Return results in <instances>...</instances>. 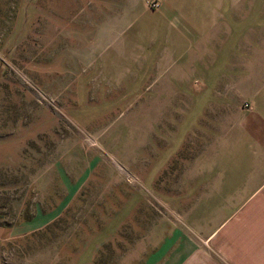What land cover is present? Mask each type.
<instances>
[{
  "label": "rangeland",
  "instance_id": "obj_1",
  "mask_svg": "<svg viewBox=\"0 0 264 264\" xmlns=\"http://www.w3.org/2000/svg\"><path fill=\"white\" fill-rule=\"evenodd\" d=\"M203 1L0 0V264H172L199 128L139 61ZM216 225L172 236L184 253Z\"/></svg>",
  "mask_w": 264,
  "mask_h": 264
},
{
  "label": "crops",
  "instance_id": "obj_2",
  "mask_svg": "<svg viewBox=\"0 0 264 264\" xmlns=\"http://www.w3.org/2000/svg\"><path fill=\"white\" fill-rule=\"evenodd\" d=\"M259 3L204 0L191 14L175 7L167 34L154 33L152 58L139 61L140 79L157 78L158 88L185 95V111L195 113L199 128L200 150L170 182V190L184 192L170 201L172 264L181 254V264H264V1ZM169 109L178 110L173 103ZM201 220L217 225L200 241L187 237L180 252L172 227Z\"/></svg>",
  "mask_w": 264,
  "mask_h": 264
},
{
  "label": "built area",
  "instance_id": "obj_3",
  "mask_svg": "<svg viewBox=\"0 0 264 264\" xmlns=\"http://www.w3.org/2000/svg\"><path fill=\"white\" fill-rule=\"evenodd\" d=\"M245 105H247V104L245 103Z\"/></svg>",
  "mask_w": 264,
  "mask_h": 264
}]
</instances>
